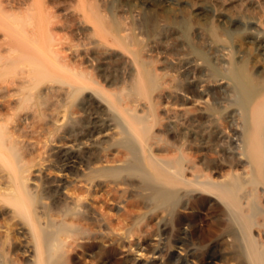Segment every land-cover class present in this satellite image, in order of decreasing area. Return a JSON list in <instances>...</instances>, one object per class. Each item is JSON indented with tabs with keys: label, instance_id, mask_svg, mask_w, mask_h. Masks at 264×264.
<instances>
[{
	"label": "bare ground",
	"instance_id": "obj_1",
	"mask_svg": "<svg viewBox=\"0 0 264 264\" xmlns=\"http://www.w3.org/2000/svg\"><path fill=\"white\" fill-rule=\"evenodd\" d=\"M174 252L264 264V0H0V264Z\"/></svg>",
	"mask_w": 264,
	"mask_h": 264
},
{
	"label": "rangeland",
	"instance_id": "obj_2",
	"mask_svg": "<svg viewBox=\"0 0 264 264\" xmlns=\"http://www.w3.org/2000/svg\"><path fill=\"white\" fill-rule=\"evenodd\" d=\"M146 11V12H145ZM152 17V11L149 10V9H146L144 10V18L146 20H149L150 18ZM235 138V137H234ZM231 140V144H230V148L229 151L230 152H233V153H236L237 152V149H236V144L237 142L234 140ZM235 145V146H234ZM185 231L181 230L180 232V237L184 238L185 237V234H184ZM191 247H194V246H191ZM191 253V252H190ZM190 255V256H189ZM189 255H186L184 253H177V252H174V255H173V258H172V263L171 264H203V263H193L192 260V256L191 254Z\"/></svg>",
	"mask_w": 264,
	"mask_h": 264
}]
</instances>
